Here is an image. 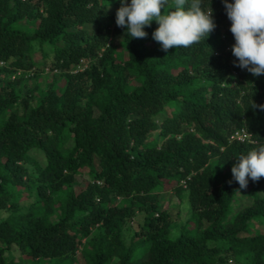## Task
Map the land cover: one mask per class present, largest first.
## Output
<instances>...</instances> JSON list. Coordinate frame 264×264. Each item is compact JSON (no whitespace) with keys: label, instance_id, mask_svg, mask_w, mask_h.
Listing matches in <instances>:
<instances>
[{"label":"trees","instance_id":"16d2710c","mask_svg":"<svg viewBox=\"0 0 264 264\" xmlns=\"http://www.w3.org/2000/svg\"><path fill=\"white\" fill-rule=\"evenodd\" d=\"M119 6L0 0V264L13 246L26 264H264V177L231 173L264 143V75L234 66L221 0L205 40L167 52L155 21L124 36ZM170 183L191 208L178 232Z\"/></svg>","mask_w":264,"mask_h":264},{"label":"clouds","instance_id":"9594fccd","mask_svg":"<svg viewBox=\"0 0 264 264\" xmlns=\"http://www.w3.org/2000/svg\"><path fill=\"white\" fill-rule=\"evenodd\" d=\"M115 23L124 30V36L144 38L146 26L156 22L152 38L165 52L169 48L188 47L205 40L216 27L214 9L204 6V0H174L164 10L168 0H118ZM230 21L229 31L234 43L231 52L234 66L253 76L264 75V0H221ZM264 110V103L253 104ZM242 141H253L251 133ZM232 178L240 189L249 180L256 182L264 177V143L236 158L231 166Z\"/></svg>","mask_w":264,"mask_h":264},{"label":"rangeland","instance_id":"374dc122","mask_svg":"<svg viewBox=\"0 0 264 264\" xmlns=\"http://www.w3.org/2000/svg\"><path fill=\"white\" fill-rule=\"evenodd\" d=\"M119 39V37H115L114 38V42H117V40ZM39 55H37L38 57ZM40 58V57H39ZM47 70H49V66L47 65ZM31 74H33V72L31 71ZM47 77V76H46ZM38 155V154H37ZM39 158H41V155H39ZM31 168H34V163L33 162H28L27 163ZM87 180L86 176H82V175H78L77 176V181H78V185H76V188H79L82 186V184ZM185 182V181H183ZM165 191H161L162 194V201H163V205L165 208L168 209V211L170 212L173 221H174V225L175 227L173 228V232H178V227L181 223L185 222L191 215V208H190V203L187 200V194L185 193H181L180 195L176 192V188L172 185V183L168 184L166 186V189H164ZM33 198L32 197H27L26 195L23 197L22 201L25 204H28L30 202H32ZM249 201V197H245L242 200V197L240 199V203L241 204H246ZM236 203V202H235ZM8 214L7 210H3L0 211V217H4L5 215ZM141 219V214L138 213V215H136L135 219H133L129 226L125 228L124 231V237L127 241H129L133 230L137 227L138 225V220ZM261 225L257 224L256 228H260L261 229ZM254 231V230H253ZM143 253V249L142 252H139V254ZM6 255L9 256V258L11 257V259L9 261H12L13 264H26L23 261V258L25 257L23 255V253L21 252V250L16 247L13 246L9 251H6ZM54 262H56V259H50L48 260V264H53ZM37 262H35L34 260H29L28 264H35ZM232 262H229V264H231ZM75 264H85V261L83 259L80 258L79 262H76Z\"/></svg>","mask_w":264,"mask_h":264},{"label":"built area","instance_id":"2783aa9c","mask_svg":"<svg viewBox=\"0 0 264 264\" xmlns=\"http://www.w3.org/2000/svg\"><path fill=\"white\" fill-rule=\"evenodd\" d=\"M233 137L244 139L245 137H247V133H245V131H243L242 133L237 132L235 135H233Z\"/></svg>","mask_w":264,"mask_h":264}]
</instances>
